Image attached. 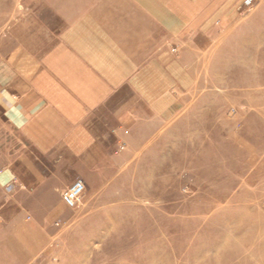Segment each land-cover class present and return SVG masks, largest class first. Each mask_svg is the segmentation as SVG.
<instances>
[{
	"label": "crops",
	"instance_id": "0c3cea01",
	"mask_svg": "<svg viewBox=\"0 0 264 264\" xmlns=\"http://www.w3.org/2000/svg\"><path fill=\"white\" fill-rule=\"evenodd\" d=\"M242 1L28 0L12 9L0 29V264H33L50 249L53 224L65 219V175L102 156L108 129L146 113L161 121L180 95L192 96L190 107L208 94L212 48L227 40L264 48V0L235 21Z\"/></svg>",
	"mask_w": 264,
	"mask_h": 264
},
{
	"label": "rangeland",
	"instance_id": "374dc122",
	"mask_svg": "<svg viewBox=\"0 0 264 264\" xmlns=\"http://www.w3.org/2000/svg\"><path fill=\"white\" fill-rule=\"evenodd\" d=\"M27 5L0 0V29ZM212 51L208 94L190 107L180 95L161 121L115 124L102 156L65 175L85 190L33 264H264V48L229 39Z\"/></svg>",
	"mask_w": 264,
	"mask_h": 264
},
{
	"label": "built area",
	"instance_id": "2783aa9c",
	"mask_svg": "<svg viewBox=\"0 0 264 264\" xmlns=\"http://www.w3.org/2000/svg\"><path fill=\"white\" fill-rule=\"evenodd\" d=\"M251 0H246L249 4ZM85 190V183L82 179H76L72 185L61 193V200L68 208H74L80 201L81 196Z\"/></svg>",
	"mask_w": 264,
	"mask_h": 264
}]
</instances>
